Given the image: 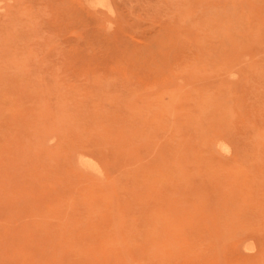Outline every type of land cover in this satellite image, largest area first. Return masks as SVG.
Wrapping results in <instances>:
<instances>
[{"label": "rangeland", "instance_id": "374dc122", "mask_svg": "<svg viewBox=\"0 0 264 264\" xmlns=\"http://www.w3.org/2000/svg\"><path fill=\"white\" fill-rule=\"evenodd\" d=\"M90 1L0 0V264H264V0Z\"/></svg>", "mask_w": 264, "mask_h": 264}, {"label": "bare ground", "instance_id": "6f19581e", "mask_svg": "<svg viewBox=\"0 0 264 264\" xmlns=\"http://www.w3.org/2000/svg\"><path fill=\"white\" fill-rule=\"evenodd\" d=\"M82 1H83V0H82ZM94 1H95V0H94ZM94 1H93V2L90 1L91 4H92V3H97V2H94ZM86 2H87V1H86ZM100 2H101V6H102V3L104 2V0H100V1L98 0V3H100ZM87 3H88V2H87ZM113 4H114V3H113ZM88 5H89V4H88ZM97 5H98V4H97ZM111 6H112V5H111ZM102 7H103V6H102ZM93 8H94V7H93ZM98 9H99V8H98ZM101 9H102V8H101ZM106 9H107V8H106ZM110 10L113 11L114 9L111 8ZM84 12H85V11H84ZM108 12H110V11H108ZM94 14H95V13H94ZM85 16H86V15H85ZM108 16H110V15H108ZM92 17H93V16H92ZM113 17H114V16H113ZM83 18H84V16H83ZM109 18H111V17H109ZM96 20H97V19H96ZM96 20H95V21H96ZM111 20H112V18H111ZM74 21H75V20H74ZM87 21H88V20H87ZM95 21H94V22H95ZM84 22H85V21H84ZM90 23H91V22H90ZM90 23H89V24H90ZM82 24H83V23H82ZM86 24H87V23H86ZM91 24H92V23H91ZM93 24H94V23H93ZM109 24H110V23H109ZM95 25H97V24H95ZM110 25H111V24H110ZM82 26H84V25H82ZM88 26H89V25H88ZM97 26H98V25H97ZM97 28H98V27H97ZM99 28H100V27H99ZM106 28H107V27H106ZM73 29H74V28H73ZM73 29H72V30H73ZM100 29H101V28H100ZM109 29H110V28H109ZM101 30H102V29H101ZM77 31H79V30H77ZM77 31H76V32H77ZM80 32H81V31H80ZM83 32H84V31H83ZM90 32H91V31H90ZM106 32H107V31H106ZM126 32H127V31H126ZM71 33H73V32H71ZM127 33H128V32H127ZM69 34H70V33H69ZM81 34H83V33H81ZM128 35H129V34H128ZM130 35H131V34H130ZM142 35H143V34H142ZM80 36H81V35H80ZM121 36H122V35H121ZM81 37H82V36H81ZM108 37H109V36H108ZM108 37H107V38H108ZM111 37H112V36H111ZM85 38H86V36H85ZM125 38H126V37H124V39H125ZM112 39H113V38H112ZM115 39H116V42H117V37H116ZM128 39H129V38H128ZM128 39H127V41H128ZM132 39H133V38H132ZM150 39H151V38H150ZM150 39H149V40H150ZM119 40H120V39H119ZM119 40H118V41H119ZM149 40H148V41H149ZM110 41H111V40H109L108 42L111 43V45H112L113 42H110ZM129 41L131 42V40H129ZM119 42H120V41H119ZM120 43L123 44V41L120 42ZM138 43H139V42H138ZM54 44H55V43H54ZM116 44H117V43H116ZM122 44H120V46H121ZM131 44H133V43H131ZM118 45H119V44H118ZM141 45H142V44H141ZM146 45H147V44H146ZM51 46H52V45H51ZM53 46H54V45H53ZM82 46H83V45H82ZM90 46H93V45L90 44ZM100 46H101V44H100ZM110 47H112V46H110ZM121 47H122V46H121ZM124 47H125V46H124ZM129 47H130V46H129ZM140 47H141V46H140ZM83 48H84V47H83ZM105 48H107V47H105ZM138 48H139V47H138ZM142 48H144V47H142ZM120 49H121V48H120ZM120 49H119V50H120ZM124 49H125V48H124ZM102 50H103V48H102ZM122 50H123V49H122ZM129 50H130V49H129ZM81 51H82V50H81ZM81 51H80V52H81ZM104 51H105V50H104ZM111 51H113V50H111ZM120 51H121V50H120ZM142 51H143V50H142ZM72 52H73V51H72ZM91 52H92V51H91ZM129 52H131V50L128 51V56L131 55V57H132L134 54H130ZM87 53H88V52H87ZM94 53H95V52H94ZM103 53H104V52H103ZM112 53H113V52H112ZM132 53H133V52H132ZM78 54H79V53H78ZM81 54H82V53H81ZM105 54H106V53H105ZM137 54H138V53H137ZM71 55H72V54H71ZM91 55H92V54H91ZM91 55H90V56H91ZM93 55H94V54H93ZM119 55H120V54H119ZM125 55H126V54H125ZM141 55H142V54H141ZM83 56H84V55H83ZM83 56H82V57H83ZM111 56H112V54H111ZM111 56H110V57H111ZM75 57H76V56H75ZM77 57H78V56H77ZM88 57H89V56H88ZM96 57H97V56H96ZM103 57H104V56H103ZM110 57H109V58H110ZM84 58H85V57H84ZM92 58H93V57H92ZM104 58H105V57H104ZM107 58H108V57H107ZM138 58H140V57H138ZM77 59H78V58H77ZM82 59H83V58H82ZM102 59H103V58H102ZM114 59H115V58H114ZM119 59H120V58H119ZM75 60H76V59H75ZM92 60H93V59H92ZM96 60H97V59H96ZM134 60H135V59H134ZM136 61H137V60H135V62H136ZM80 62H81V60H80ZM83 62H84V60H83ZM113 62H114V61H113ZM115 62H116V61H115ZM128 62H129V61H128ZM73 63H74V62H73ZM78 63H79V62H78ZM99 63H100V62H99ZM120 63H121V62H120ZM136 63H137V62H136ZM138 63H139V61H138ZM97 64H98V63H97ZM111 64H112V62H111ZM78 65H79V64H78ZM78 65H76V66H78ZM85 65H86V64H85ZM85 65H83V66H85ZM99 65H100V64H99ZM113 65H114V63H113ZM80 66H81V65H80ZM80 66H79V67H80ZM91 66H92V64H91ZM91 66H90V67H91ZM104 66H105V65H104ZM108 66H109V65H108ZM117 66H118V65H117ZM262 66H263V65H262ZM114 67H116V66H114ZM119 67H120V66H119ZM129 67H131V66H129ZM72 68H73V67H71V69H72ZM99 68H100V67H99ZM108 68H109V67H107V69H108ZM110 68H111V67H110ZM69 69H70V68H69ZM73 69H74V68H73ZM82 69H84V68H82ZM87 69H89V68H87ZM91 69H92V68H91ZM101 69H102V68H101ZM104 69H105V68H104ZM113 69H114V68H113ZM75 70H76V69H75ZM114 70H115V69H114ZM119 70H120V69H119ZM90 71H91V70H90ZM85 72H86V69H85ZM96 72H97V71H96ZM98 72H99V71H98ZM94 73H95V72H94ZM101 73H102V72H100L99 74H101ZM12 74H13V73H12ZM95 74H96V73H95ZM16 75H17V74H16ZM92 75H93V72H92ZM108 76H109V75H108ZM125 76H126V75H125ZM135 76H136V75H135ZM19 77H20V76H19ZM105 77H106V76H105ZM105 77H104V78H105ZM122 77H123V76H122ZM126 77H127V76H126ZM34 78H35V77H34ZM86 78H87V76H86ZM10 79H11V78H10ZM12 79H13V78H12ZM28 79H29V78H28ZM90 79H91V78H90ZM122 79H123V78H122ZM130 79H131V78H130ZM7 80H8V79H7ZM96 80H97V77H96ZM101 80H102V79H101ZM8 81H10V80H8ZM109 81H110V80H109ZM0 82H1V81H0ZM36 82H37V81H36ZM91 82H92V80H91ZM93 82H96V81L93 80ZM111 82H112V81H111ZM121 82H122V81H121ZM123 82H124V81H123ZM2 83L4 84V82H2ZM2 83H0L1 86H2ZM22 83H24V82H22ZM66 83H67V82H66ZM102 83H103V82H102ZM104 83H105V80H104ZM64 84H65V83H64ZM90 84H92V83H90ZM95 84H96V83H95ZM57 85H58V84H57ZM67 85H68V84H67ZM69 85H70V83H69ZM69 85H68V86H69ZM85 85H86V84H85ZM87 85H88V84H87ZM35 86H36V85H35ZM90 86H91V85H90ZM98 86H99V85H98ZM119 86H120V84H119ZM119 86H118V87H119ZM38 87H40V86H38ZM69 87H70V86H69ZM24 88H25V87H24ZM26 88H27V87H26ZM31 88H32V87H31ZM33 88H34V87H33ZM64 88H65V87H64ZM77 88H78V87H77ZM91 88H92V86H91ZM115 89H117V88H115ZM28 90H29V88H28ZM57 90H58V89H57ZM93 90H94V89H93ZM93 90H92V91H93ZM104 90H105V89H104ZM120 90H121V89H120ZM67 91H68V90H67ZM84 91H86V90H84ZM100 91H101V90H100ZM57 92H58V91H57ZM87 92H88V91H87ZM98 92H99V91H98ZM98 92H97V93H98ZM101 92H102V91H101ZM108 92H109V91H108ZM2 93H4V92H2ZM64 93H66V92H63V94H64ZM68 93H69V91H68ZM90 94H91V93H90ZM95 94H96V93H95ZM101 94H102V93H101ZM252 94H253V93H252ZM6 95H7V94H6ZM82 95H83V94H82ZM82 95H81V96H82ZM84 95H85V94H84ZM106 95H107V94H106ZM108 95H109V93H108ZM108 95H107V96H108ZM8 96H9V95H8ZM11 96H13V94H11ZM11 96H10V98H11ZM77 96H78V95H77ZM85 96L88 97L89 95L87 94V95H85ZM99 96H100V95H98V97H99ZM111 96H112V94H111ZM254 96H255V94H254ZM4 97H5V96H4ZM75 97H76V96H75ZM75 97H74V98H75ZM92 97H94V95H93ZM96 97H97V96H96ZM109 97H110V95H109ZM168 97H169V95H168ZM251 97H252V96H251ZM262 97H263V96H262ZM5 98H6V97H5ZM57 98H58V96H57ZM61 98H62V97H61ZM66 98H68V97H66ZM70 98H71V96H70ZM70 98H69V99H70ZM74 98H73V99H74ZM89 98H91V96H89ZM89 98H88V99H89ZM94 98H95V97H94ZM104 98H105V97H104ZM110 98H111V97H110ZM172 98H173V96H172ZM172 98H171V99H172ZM71 99H72V98H71ZM91 99H93V98H91ZM99 99H100V101H101V97H100ZM99 99L97 98V101H98ZM106 99H107V98H106ZM167 99H168V98H167ZM252 99H254V98H252ZM252 99H251V100H252ZM3 100H5V99H3ZM10 100H11V99H10ZM14 100H15V99H14ZM52 100H53V99H52ZM56 100H57V99H56ZM59 100H60V99H59ZM59 100H58V101H59ZM67 100H68V99H67ZM89 100H90V99H89ZM168 100H170V99H168ZM7 101H8V100H6V102H7ZM58 101H57V102H58ZM62 101H63V100H62ZM75 101H77V100H75ZM85 101H86V100H85ZM92 101H95V100L93 99ZM105 101H107V102L109 103L108 99L105 100ZM111 101H113V100L111 99ZM0 102H1V101H0ZM39 102H40V101H39ZM67 102H69V101H67ZM71 102H73V101H71ZM87 102L89 103V101H86V103H87ZM166 102H167V101H166ZM11 103H12V101H11ZM63 103H65V102H63ZM75 103H76V102H75ZM84 103H85V102H84ZM94 103H95V102H94ZM167 103H168V102H167ZM3 104H4V103H3ZM7 104H8V103H7ZM60 104H62V103H60ZM60 104H59V105H60ZM66 104H67V103H66ZM68 104H69V103H68ZM71 104H72V103H71ZM91 104H92V102H91ZM95 104H96V103H95ZM98 104H100V102H98ZM105 104H106V103H104V105H105ZM258 104H259V103H258ZM8 105H9V104H8ZM63 105H64V104H63ZM78 105H79V103H78ZM96 105H97V104H96ZM106 105L108 106L109 104H106ZM165 105H166V104H165ZM4 106H5V104H4ZM71 106H72V105H71ZM82 106H83V105H82ZM90 106H92V105H90ZM97 106H99V108H100V105H97ZM107 106H105L106 109H107ZM114 106H115V103H114ZM16 107H17V106H16ZM56 107H57V106H56ZM56 107H55V108H56ZM67 107H69V106H67ZM67 107H66V108H67ZM92 107H93V106H92ZM95 107H96V106H95ZM95 107H94V108H95ZM105 107H104V108H105ZM254 107H255V105H254ZM261 107H262V106H261ZM58 108H59V106H58ZM96 108H97V107H96ZM102 108H103V107H102ZM115 108H116V107H115ZM255 108H256V107H255ZM13 109H14V107H13ZM56 109H57V108H56ZM56 109H55V110H56ZM64 109H65V107H64ZM76 109H77V108H76ZM97 109H98V108H97ZM100 109H101V108H100ZM100 109H99V110H100ZM106 109H105V110H106ZM159 109H160V107H159ZM4 110H5V109H4ZM8 110H9V109H8ZM79 110H81V109H79ZM94 110H96V109H94ZM102 110H103V109H102ZM111 110H112V109H111ZM153 110H154V109H153ZM153 110H152V112L154 113L155 110H154V111H153ZM156 110L158 111V109H156ZM160 110H161V109H160ZM162 110H164V109H162ZM5 111H6V110H5ZM60 111H61V109H60ZM63 111H64V110L62 109L61 112H63ZM69 111H70V110H68L67 112H69ZM81 111H82V110H81ZM81 111H80V113H81ZM92 111H93V110H92ZM116 111H117V110H116ZM251 111H252V109H251ZM253 111H255V110L253 109ZM70 112H71V111H70ZM76 112H77V111H76ZM99 112H100V111H99ZM106 112H108V110H107ZM119 112H120V110H119ZM119 112H118V113H119ZM64 113H65V112H63L62 114L64 115ZM77 113H78V112H77ZM102 113H103V112H102ZM128 113H129V112H128ZM155 113H156V112H155ZM60 114H61V113H60ZM86 114H88V113H86ZM95 114H96V115H95V117H96V116H97V113H95ZM110 114H111V113H110ZM69 115L71 116V114H69ZM69 115H68V116H69ZM101 115H102V114H100V116H101ZM153 115H154V114H153ZM153 115H152L151 117H153ZM158 115H159V114H158ZM77 116H78V115H77ZM90 116H91V115H90ZM102 116H103V115H102ZM102 116H101V117H102ZM113 116H114V114H113ZM154 116H155V115H154ZM74 117H75V116H74ZM151 117H150V118H151ZM156 117H157V116H156ZM263 117H264V116H263ZM71 118H72V116H71ZM81 118H82V117H81ZM81 118H80V119H81ZM88 118H89V117H88ZM92 118H93V117H92ZM157 118H158V117H157ZM157 118H156V119H157ZM98 119H100V118H98ZM101 119H102V118H101ZM101 119H100V120H101ZM85 120H87V119H85ZM93 120H94V119H93ZM100 120H98V121H100ZM72 121H73V118H72ZM78 121H79V123H81V122H80L81 120H77V121H76V124H77ZM96 121H97V120H96ZM101 121H102V120H101ZM101 121H100V122H101ZM68 122H69V121H68ZM73 122H74V121H73ZM83 122H84V121H83ZM86 122H87V121H86ZM93 122H94V121H93ZM102 122H103V121H102ZM104 122H105V121H104ZM70 123H72V122H70ZM108 123H110V122L108 121ZM150 123H151V122H150ZM150 123H149V124H150ZM160 123H161V122H160ZM160 123H159V124H160ZM72 124H75V123H72ZM81 124H83V123H81ZM110 124H111V123H110ZM110 124H109V125H110ZM159 124H158V125H159ZM70 125H71V124H70ZM96 125H97V124H96ZM102 125H104V124H102ZM136 125H137V124H136ZM153 125H154V124H152L151 126H153ZM256 125H257V124H256ZM0 126H1V125H0ZM5 126H6V125H5ZM17 126H18V125H17ZM72 126H73V125H72ZM85 126L87 127V125H85ZM93 126L95 127L94 124H93ZM106 126H108V125H106ZM3 127H4V126H2V128H3ZM28 127H29V126H28ZM74 127H76V126H74ZM86 127H85V128H86ZM98 127H99V125H98ZM111 127H112V126H110V128H111ZM135 127H136V126H135ZM8 128H9V127H8ZM81 128H82V127H81ZM81 128H79V129H81ZM138 128H139V127H138ZM138 128H137V129H138ZM171 128H172V127H171ZM244 128H245V127L243 126V129H244ZM261 128H262V127H261ZM5 129H6V128H5ZM89 129H90V128H89ZM89 129H88V130H89ZM91 129H92V127H91ZM100 129H101V128H100ZM111 129H112V128H111ZM113 129H114V127H113ZM137 129H136V130H137ZM259 129H260V127H259ZM77 130H78V128H77ZM77 130H76V132H78ZM108 130H109V129H108ZM116 130H117V129H116ZM136 130H134V132H135ZM168 130H169V129H168ZM263 130H264V128H263ZM21 131H22V130H21ZM111 131H112V130H111ZM111 131H109V132H111ZM139 131H140V129H139ZM165 131H166V130H165ZM248 131H249V129H248ZM68 132H69V131H68ZM82 132L84 133L85 131H82ZM93 132H94V131H93ZM95 132H96V131H95ZM141 132H142V131H141ZM244 132H247V131L244 130ZM253 132H254V130H253ZM0 133H1V132H0ZM4 133H6V132H4ZM65 133H67V132H65ZM86 133H88V132H86ZM90 133H92V130H91ZM90 133H88V136H89ZM113 133H114V132H113ZM137 133H138V131H137ZM142 133H143V132H142ZM168 133H169V132H168ZM11 134H12V133H11ZM81 134H82V133H81ZM96 134H97V133H96ZM96 134H95V135H96ZM133 134H134V133H133ZM139 134H140V133H139ZM144 134L146 135V133H144ZM144 134H142V135H144ZM240 134H241V132H240ZM249 134H250V131H249ZM263 134H264V133H263ZM31 135H32V134H30V136H31ZM34 135H35V134H34ZM84 135H85V134H84ZM112 135H114V134H112ZM13 136H15V135H13ZM63 136H64V135H63ZM77 136H78V135H77ZM109 136H111V135H109ZM109 136H108V137H109ZM131 136H132V134H131ZM247 136H248V138L250 137V135L246 134L245 137H247ZM251 136H253V134H251ZM260 136H264V135H260ZM68 137H69V134H68ZM79 137H80V136H79ZM89 137L91 138L92 136H89ZM108 137H107V139H108ZM111 137H112V136H111ZM113 137H114V136H113ZM127 137H128V135H127ZM127 137H126V138H127ZM223 137H224V135H223ZM223 137H222V138H223ZM258 137H259V136H258ZM30 138H32V136H31ZM34 138H35V136L33 137V139H34ZM69 138H70V137H69ZM69 138H68V139H69ZM72 138H73V137H72ZM103 138H104V136H103ZM129 138H130V137H129ZM252 138H253V137H252ZM65 139H66V138H65ZM65 139H64V140H65ZM68 139H66L65 141H68ZM70 139H71V138H70ZM81 139H82V138H81ZM83 139H84V138H83ZM109 139H110V138H109ZM115 139H116V138H115ZM127 139H128V138H127ZM130 139H131V138H130ZM133 139H134V138H133ZM237 139H238V138H237ZM244 139H245V138H243V140H244ZM257 139H258V138H257ZM257 139H256V140H257ZM259 139H260V138H259ZM259 139H258V140H259ZM12 140H13V139H12ZM77 140H78V139H77ZM84 140H85V139H84ZM86 140H87V139H86ZM86 140H85V142H86ZM88 140H90V139L88 138ZM101 140H102V138L100 139V141H101ZM134 140H136V139H134ZM249 140H250V139H249ZM262 140H263V139H262ZM75 141H76V140H74V143H75ZM78 141H79V140H78ZM82 141H83V140H82ZM98 141H99V140H98ZM131 141H132V140H131ZM131 141H129V142H131ZM228 141H229V140H228ZM245 141H246V140H245ZM247 141H248V140H247ZM247 141H246V142H247ZM72 142H73V141H72ZM72 142H71V143H72ZM88 142H89V141H88ZM88 142H87V143H88ZM218 142H219V141H218ZM220 142H222V141H220ZM231 142H232V141H231ZM249 142H250V141H249ZM251 142H253V141H251ZM257 142H258V141H257ZM64 143H65V142H64ZM66 143H67V142H66ZM76 143H78V142L76 141ZM76 143H75V144H76ZM82 143H83V142H82ZM100 143H101V142H100ZM161 143H162V142H161ZM214 143H215V142H214ZM214 143H213V144H214ZM224 143H225V142H224ZM226 143H227V141H226ZM5 144H6V141H5ZM75 144H74V145H75ZM78 144H79V143H78ZM98 144H99V142H98ZM112 144H115V143H112ZM167 144H168V143H167ZM202 144H203V145H206V144H204V143H202ZM217 144H219V143H217ZM217 144H215V145L217 146ZM228 144H229V143H228ZM249 144H250V143H249ZM249 144H248V145H249ZM261 144H262V143H261ZM63 145H66V144H63V143H62V146H63ZM67 145H68V144H67ZM70 145H71V144H70ZM70 145H69V146H70ZM102 145H105V143L102 144ZM109 145H110V144H109ZM116 145H117V144H116ZM119 145H120V144H119ZM121 145H122V144H121ZM126 145H127V144H126ZM174 145H175V144H174ZM195 145H196V144H195ZM195 145H194V146H195ZM208 145H209V143H208ZM230 145H233V143L230 144ZM230 145H229V146H230ZM236 145H237V144H236ZM236 145H235V146H236ZM246 145H247V144H246ZM248 145H247V146H248ZM252 145H253V143H252ZM254 145H255V143H254ZM76 146H77V145H76ZM76 146H75V147H76ZM94 146H95V145H94ZM98 146H99V145H98ZM113 146H114V145H113ZM127 146H128V145H127ZM127 146H126V147H127ZM129 146H130V145H129ZM218 146H219V145H218ZM233 146H234V145H233ZM262 146H263V145H262ZM70 147H71V146H70ZM103 147H104V146H103ZM166 147H167V146H166ZM175 147H176V146H175ZM189 147H190V146H189ZM207 147H208V146H207ZM236 147H238V145H237ZM249 147H250V146H249ZM251 147H253V146H251ZM109 148H110V147H109ZM115 148H116V147H115ZM170 148H171V146H170ZM185 148L187 149V146H185ZM214 148H215V147H214ZM234 148H235V147H234ZM234 148H232V149H234ZM245 148H246V146H245ZM256 148L258 149L257 145H256ZM262 148H263V147H262ZM62 149L64 150L65 148H62ZM95 149H96V148H95ZM105 149H108V148H104V151L106 152ZM111 149H112V148H111ZM137 149H138V148H137ZM193 149L196 150L197 148H196V149L193 148ZM210 149H211V148H210ZM220 149H221V148H220ZM237 149H239V148H237ZM237 149H236V150H237ZM242 149H243V148H242ZM253 149H254V148H253ZM6 150H7V149H6ZM6 150H5V151H6ZM67 150L69 151L70 149H67ZM79 150H80V149H79ZM101 150H102V149H101ZM113 150H114V149H113ZM215 150H216V148H215ZM236 150H235V151H236ZM109 151H110V150H109ZM114 151H115V150H114ZM118 151H119V150H118ZM125 151H126V150H125ZM204 151H206V150H204ZM207 151H208V150H207ZM207 151H206V152H207ZM233 151H234V150H233ZM251 151H252V150H251ZM259 151H261V149H260ZM263 151H264V149H263ZM83 152H84V151H83ZM97 152H98V150H97ZM100 152H101V151H100ZM140 152H142V151H140ZM172 152H173V151H172ZM206 152H205V154H207ZM211 152H212V150H211ZM211 152H210V153H211ZM215 152L217 153V151H215ZM236 152H237V151H236ZM256 152H257V154H258V151H256ZM80 153H81V152H80ZM84 153H85V152H84ZM93 153H94V152H93ZM98 153H99V152H98ZM112 153H113V152H112ZM112 153H111V154H112ZM116 153H117V152H116ZM119 153H120V152H119ZM194 153H195V151H194ZM196 153H199V152H197V150H196ZM196 153H195V154H196ZM216 153H215V154H216ZM218 153H220V152H218ZM253 153L256 154L254 151H253ZM78 154H79V153H78ZM82 154H83V153H82ZM82 154L79 155V156H80V157L83 156ZM96 154H97V153H96ZM108 154H109V152H108ZM120 154H121V153H120ZM125 154H126V153H125ZM136 154H137V153H136ZM213 154H214V153H213ZM215 154H214V155H215ZM243 154L245 155V152H243ZM247 154H248V152H247ZM251 154H252V153H251ZM263 154H264V153L262 152V155H263ZM76 155H77V154H76ZM91 155H92V154H91ZM93 155H94V154H93ZM103 155H104V154H103ZM103 155H102V156H103ZM207 155L209 156V154H207ZM214 155H213V156H214ZM231 155H232V154H231ZM240 155H241V153H240ZM248 155H249V154H248ZM260 155H261V154H260ZM79 156H78V157H79ZM86 156H87V155H86ZM96 156H97V155H96ZM107 156H108V155H107ZM118 156H119V155H118ZM120 156H121V155H120ZM122 156H123V155H122ZM210 156H211V154H210ZM235 156H237V155H235ZM252 156H253V155H252ZM252 156H251V157H252ZM78 157H77V160L80 159V158H78ZM91 157H92V156H91ZM91 157L89 156L88 158H91ZM94 157H95V156H94ZM108 157H109V156H108ZM108 157H106V158H108ZM134 157H135V155H134ZM203 157H204V156H203ZM203 157H202V158H203ZM226 157H228V156H226ZM248 157H249V156H248ZM257 157H259V155H258ZM261 157H262V156H261ZM85 158H87V157L84 156V159H85ZM103 158H104V157H103ZM124 158H126V156H125ZM135 158H136V157H135ZM200 158H201V157H200ZM202 158H201V159H202ZM259 158H260V157H259ZM91 159H92V158H91ZM93 159H94V158H93ZM93 159H92V161L94 162ZM99 159H100V158H99ZM111 159H113V158H111ZM117 159H118V158H117ZM121 159H122V158H121ZM127 159H128V158H127ZM205 159H207V158H205ZM209 159L212 160V157H211V158L208 157V160H209ZM225 159H226V158H225ZM227 159H228V158H227ZM240 159H242V158H240ZM249 159H250V158H249ZM254 159H256V158H254ZM82 160H83V159H82ZM82 160H81V162H82ZM129 160H130V159H129ZM129 160H128V161H129ZM132 160H133V162H134L135 159L133 158ZM132 160H131V161H132ZM136 160H137V159H136ZM202 160H204V159H202ZM242 160H243V159H242ZM83 161H84V160H83ZM96 161H98V160H96ZM96 161H95V162H96ZM120 161H121V160H120ZM120 161H119V162H120ZM125 161H126V160H125ZM128 161H126V162H128ZM206 161H207V160H206ZM250 161H251V160H250ZM252 161H253V163L255 164V161H254V160H252ZM77 162H78V161H77ZM86 162H88V160H87ZM86 162L84 161V163H85V167H86V164H87ZM108 162H109V161H108ZM119 162H118V163H119ZM123 162H124V161H123ZM126 162H125V163H126ZM136 162H137V161H136ZM199 162H200V161H199ZM208 162H210V161H208ZM208 162H207V164H208ZM213 162H214V161H213ZM215 162H217V160H216ZM219 162H220V163H218V164H221L222 161H219ZM233 162H235V161H233ZM239 162H240V161H239ZM245 162H246V161H245ZM259 162H260V160H259ZM78 163H79V162H78ZM82 163H83V162H82ZM84 163H83V164H84ZM201 163H202V162H201ZM79 164H80V163H79ZM120 164H121V163H120ZM130 164H131V162H130ZM134 164H136V163H134ZM134 164H133V165H134ZM210 164H211V163H210ZM216 164H217V163H216ZM227 164H228V163H227ZM246 164H247V163H246ZM96 165H97V166H95V167H99V166H98L99 164H96ZM109 165H110V164H109ZM109 165H108V166H109ZM125 165H126V164H124V166H125ZM213 165H214V164H213ZM223 165H224V164H223ZM251 165H252V164H251ZM257 165H258V164H257ZM47 166H48V165H47ZM68 166H70V165H68ZM83 166H84V165H83ZM121 166H122V165H121ZM124 166H123V167H124ZM217 166H219V165H217ZM220 166H221V165H220ZM238 166H239V165H238ZM242 166H243V165H242ZM260 166H261V165H260ZM45 167H46V166H45ZM49 167H50V166H49ZM110 167H111V166H110ZM117 167H119V165H118ZM125 167H127V166H125ZM132 167H133V166H132ZM214 167H215V165H214ZM224 167H225V166H224ZM224 167H223V168H224ZM226 167H227V166H226ZM226 167H225V168H226ZM255 167H256V165H255ZM64 168H65V167H64ZM66 168H67V167H66ZM90 168H91V167H90ZM90 168H89V165H88V168H87V169H90ZM108 168H109V167H108ZM128 168H129V167H128ZM139 168H141V167H139ZM139 168H138V170H136L137 173H135L136 171L133 173V171H131L132 168L128 169V170L131 171L132 174L134 175V176H132V177H135V174L138 175V171H140V175L142 176L141 170H139ZM143 168H145V167H142V169H143ZM209 168H210V167H209ZM212 168H213V167H212ZM217 168H218V167H217ZM225 168H224V169H225ZM230 168H231V167H230ZM236 168H237V167H236ZM236 168H234V169H236ZM85 169H86V168H85ZM99 169H100V170H103V169H101V168H99ZM123 169H124V168H123ZM136 169H137V168H136ZM207 169H208V167H207ZM215 169H216V168H215ZM226 169H227V168H226ZM253 169H254V168H253ZM257 169H258V168H257ZM42 170H44V169H42ZM97 170H98V169H97ZM116 170H117V168H116ZM126 170H127V169H126ZM126 170H125V172H126ZM209 170H212V169H209ZM221 170H222V169H221ZM227 170H228V169H227ZM227 170H226V171H227ZM232 170H233V169H232ZM232 170H231V171H232ZM246 170H247V167H246ZM255 170H256V168H255ZM66 171H67V170H66ZM66 171H65V173H66ZM71 171H72V170H71ZM81 171H82V170H81ZM92 171H95V170L93 169ZM120 171H121V170H120ZM129 171H128V172H129ZM203 171H204V170H203ZM206 171H207V170H206ZM212 171H213V170H212ZM222 171H223V170H222ZM222 171H221V172H222ZM231 171H230V172H231ZM233 171H234V170H233ZM261 171H262V169H261ZM40 172H42V171H40ZM50 172H51V171H50ZM67 172H68V171H67ZM82 172H83V171H82ZM98 172H100V171H98ZM98 172H97V173H98ZM123 172H124V171H123ZM131 172H130V173H131ZM142 172H144V171L142 170ZM200 172H201V171H200ZM216 172H217V171H216ZM219 172H220V171H219ZM224 172H225V170H224ZM257 172H258V171H257ZM262 172H263V171H262ZM63 173H64V172H63ZM65 173H64V174H65ZM77 173H78V172H77ZM102 173H103V172H102ZM102 173H101V174H102ZM145 173H147V172L145 171ZM213 173H214V172H213ZM252 173H254L253 170H252ZM52 174H53V172H52ZM55 174H56V173H55ZM55 174H53V175H55ZM80 174H81V172H80ZM83 174H84V173H83ZM105 174H108V173H105ZM203 174H205V173H203ZM209 174H210V172H209ZM211 174H212V173H211ZM218 174H219V173H218ZM227 174H229V172L226 173V175H227ZM233 174H234V173H233ZM65 175H66V174H65ZM99 175H100V174H99ZM126 175H127V174H126ZM137 175H136V176H137ZM140 175H138V176H140ZM213 175L216 176L215 173H214ZM219 175H220V174H219ZM263 175H264V174H263ZM39 176H40V175H39ZM58 176H59V175H58ZM66 176H68V175H66ZM77 176H78V175H77ZM79 176H80V175H79ZM79 176H78V177H79ZM92 176H93V175H92ZM102 176H103V175H102ZM113 176H114V175H113ZM116 176H117V175H116ZM121 176L123 177V175H121ZM143 176H144V175H143ZM203 176H204V175H203ZM224 176H225V175H224ZM43 177H44V176H43ZM70 177H73V176H70ZM85 177H86V176H85ZM85 177H84V175H83L82 178L85 179ZM117 177H120V174H119ZM126 177H127V176H126ZM126 177H125V178L123 177V178L126 179ZM145 177H146V176H145ZM145 177H144V178H145ZM254 177H255V176H254ZM262 177H263V176H262ZM75 178H76V177H75ZM87 178H88V177H87ZM91 178L94 179L95 177H91ZM102 178H103V177H102ZM123 178H122V179H123ZM127 178H128V177H127ZM138 178H139V177H138ZM144 178H143V180H144ZM200 178H201V177H200ZM200 178H199V179H200ZM204 178H205V177H204ZM208 178H209V177H208ZM219 178H221V177H219ZM230 178H233V176L231 175ZM258 178H259V177H258ZM57 179H58V178H57ZM60 179L62 180V178H59V179H58L59 182H60ZM84 179H83V180H84ZM89 179H90V176H89ZM111 179H114V178L111 177ZM111 179H110V180H111ZM117 179H118V178H117ZM122 179H121V181H122ZM141 179H142V178H141ZM141 179H140V181H141ZM199 179H197V180H199ZM205 179H206V178H205ZM213 179H214V178H213ZM217 179H218V177H217ZM222 179H223V178H222ZM241 179H242V178H241ZM241 179H240V180H241ZM261 179H262V178H261ZM66 180H69V179L66 178ZM75 180H76V179H75ZM77 180L79 181V179H77ZM94 180H95V179H94ZM128 180H130V179L128 178ZM135 180H137L136 177H135ZM143 180H142V182H143ZM145 180H146V178H145ZM150 180H151V179H150ZM153 180H154V179H152V181H153ZM62 181H63V180H62ZM87 181H88V180H87ZM90 181H91V180H90ZM118 181H120V179H119ZM209 181H210V179H209ZM219 181L222 182L221 180H219ZM241 181H242V180H241ZM74 182H76V181H74ZM88 182H89V181H88ZM111 182H112V180H111ZM123 182H124V181H123ZM123 182H122V184H123ZM129 182H130V181H129ZM138 182H139V180H138ZM161 182H163V181H161ZM217 182H218V181H217ZM263 182H264V181H263ZM60 183H61V182H60ZM80 183H81V182H79L78 184H80ZM86 183H87V182H86ZM112 183H113V182H112ZM139 183H140V182H139ZM205 183H206V182H205ZM257 183H258V182H257ZM261 183H262V182H261ZM58 184H59V183H58ZM62 184H63V183H62ZM62 184H61V185H62ZM74 184H75V183H74ZM83 184H84V182H83ZM88 184H91V183H88ZM117 184H118V183H117ZM159 184H160V182H159ZM217 184H218V183H217ZM217 184H216V185H217ZM47 185H48V184H47ZM75 185H76V184H75ZM81 185H82V184H81ZM120 185H121V183H120ZM124 185H125V184H124ZM128 185H130V184H128ZM128 185H126V186H128ZM131 185L134 186L135 183L133 184V182H132ZM210 185H211V183H210ZM212 185H215V184H212ZM224 185H225V184H224ZM113 186H116V185H113ZM218 186H220V185L218 184L217 187H218ZM230 186H231V185H230ZM247 186H249V184H248ZM87 187H89V185H88ZM90 187H91V186H90ZM100 187H101V186H100ZM117 187H118V186H117ZM117 187H116V188H117ZM121 187H122V186H121ZM130 187H131V186H130ZM136 187H137V186H136ZM147 187H148V185H147ZM159 187H160V186H159ZM159 187H158V188H159ZM213 187H214V186H213ZM217 187H216V188H217ZM221 187H222V186H221ZM221 187H220V188H221ZM83 188H84V187H83ZM92 188H93V186H92ZM119 188H120V187H119ZM206 188H207V187H206ZM232 188H233V187H232ZM249 188H250V186H249ZM249 188H248V189H249ZM257 188H258V187H257ZM76 189H77V188H76ZM81 189H82V188H81ZM127 189H128V188H127ZM213 189H214V188H213ZM77 190H79V189H77ZM90 190H91V189H90ZM93 190H94V189H92V191H93ZM104 190H105V187H104ZM104 190H103V191H104ZM116 190H117V189H116ZM131 190H132V189H131ZM160 190H163V188H161ZM73 191H75V190H73ZM88 191H89V190H88ZM95 191H97V190H95ZM100 191H102V190H100ZM100 191H98V192H100ZM117 191H118V190H117ZM229 191L232 192L233 190H229ZM75 192H76V191H75ZM75 192H74V193H75ZM79 192H80V191H79ZM84 192H87V191H84ZM105 192H106V191H105ZM160 192H161V191H160ZM234 192H235V191H234ZM236 192H238V191H236ZM236 192H235V193H236ZM74 193H73V195H75ZM89 193H90V192H89ZM101 193H102V192H101ZM101 193H100V194H101ZM116 193H117V192H116ZM131 193H132V192H131ZM162 193H163V192H162ZM248 193H249V192H248ZM78 194H79V193H78ZM83 194H85V193H83ZM86 194H88V193H86ZM91 194H93L94 197H95V195H96L97 193L95 194L94 192H91ZM91 194H90V198H92V197H91ZM102 194H103V193H102ZM102 194H101V195H102ZM223 194H224V193H223ZM223 194H222V195H223ZM252 194H253V193H252ZM252 194H251V196H252ZM67 195H68V194H67ZM80 195H81V193H80ZM80 195H79L78 197H79V200H80V202H81V199H80L81 197H80ZM226 195H228V196L230 195V194L227 193V190H226ZM236 195H237V193H236ZM238 195H239V194H238ZM245 195H246V194H245ZM245 195L243 194V198L245 197ZM249 195H250V194H249ZM97 196H98V194H97ZM102 196L105 197V195H102ZM102 196H101V197H102ZM117 196H118V193H117ZM251 196H250V197H251ZM69 197H70V194H69ZM73 197H74V196H73ZM86 197H87V195L85 196V198H86ZM99 197H100V196H99ZM99 197H98V198H99ZM223 197H224V195H223ZM236 197H237V196H236ZM239 197H240V196H239ZM239 197H238V198H239ZM241 197H242V196H241ZM248 197H249V196H247V198H248ZM85 198H82V200L84 199V201H85V200H86ZM87 198H88V197H87ZM90 198H89V199H90ZM107 198H108V196H107L105 199H107ZM187 198H188V197H187ZM224 198H225V197H224ZM231 198H232V195H231ZM233 198H234V196H233ZM252 198H253V197H252ZM71 199H72V198H71ZM93 199H94V198H92V200H93ZM165 199H166V198H165ZM193 199H194V198H193ZM239 199H240V198H239ZM245 199H246V198H245ZM250 199H251V198H250ZM97 200H98V199H97ZM100 200H101V199H100ZM103 200H104V199L102 198L101 201H103ZM118 200H119V198H118ZM177 200H179V198H178ZM177 200H175V201H177ZM180 200L182 201V199H180ZM195 200H196V199H195ZM197 200H198V199H197ZM222 200H223V199H222ZM235 200H236V199H235ZM242 200H243V199H242ZM246 200H247V199H246ZM251 200H252V199H251ZM251 200L249 201V199H248L249 203L251 202ZM256 200H257V198H256ZM35 201H36V200H35ZM63 201H64V200H63ZM70 201H72V200H70ZM90 201H91V200H90ZM93 201H94V200H93ZM98 201H99V200H98ZM101 201H99V202H101ZM167 201H169V199H167ZM183 201H184V200H183ZM183 201H182V202H183ZM187 201H189V200H187ZM190 201H191V199H190ZM198 201H199V200H198ZM209 201H210V199H209ZM212 201H213V200H212ZM223 201H224V200H223ZM240 201H241V200H240ZM244 201H245V200H244ZM244 201H243V202H244ZM248 201H247V202L245 201V202L248 203ZM252 201H253V200H252ZM87 202H89V200H88ZM87 202L85 201L84 203H87ZM95 202H96L97 204L99 203V202H97V201H95ZM107 202L111 203V201H107ZM107 202H106V203H107ZM193 202H194V201H193ZM193 202H191V203H193ZM199 202H200V201H199ZM77 203H79V202H77ZM92 203H93V202H92ZM92 203H91V205H92ZM109 203H108V204H109ZM195 203H196V201H195ZM195 203H194V204H195ZM209 203H210V202H209ZM212 203H213V202H212ZM238 203H239V202H238ZM251 203H252V202H251ZM59 204H62V203L60 202ZM81 204H82V203H81ZM81 204H80V205H81ZM94 204H95V203H93V205H94ZM108 204H106V205L108 206ZM181 204H182V203H181ZM183 204L185 205V203H183ZM188 204H189V202H188ZM198 204H199V203H198ZM74 205H75V204H74ZM98 205H100V204H98ZM140 205H141V204H140ZM33 206H35V205H33ZM60 206H61V205H60ZM68 206H70V204H69ZM81 206H83V205H81ZM85 206H86V204H85ZM89 206H90V205L87 204V207H88V208H89ZM103 206H104V204H103ZM107 206H106V207H107ZM117 206H118V204H117ZM168 206L170 207L169 204H168ZM179 206H181V205L179 204ZM187 206H188V205H187ZM223 206H224V205H223ZM87 207H86V208H87ZM92 207H94V206H92ZM95 207H96V205H95ZM95 207H94V208H95ZM97 207H98V206H97ZM97 207H96V208H97ZM104 207H105V206H104ZM110 207H111V206H110ZM110 207H109V208H110ZM118 207H119V206H118ZM154 207H155V206H153V208H154ZM166 207H167V206H166ZM166 207H165V208H166ZM185 207H186V206H185ZM199 207H200V206H199ZM199 207H198V208H199ZM240 207H241V206H240ZM35 208H36V207H35ZM70 208H71V207H70ZM86 208H83V209L85 210ZM94 208H91V207H90L89 212H90L91 214L93 213L92 210H94ZM96 208H95V209H96ZM137 208H138V207H137ZM140 208H142V207H140ZM173 208H176V207H173ZM189 208H190V207H189ZM191 208H192V207H191ZM195 208H196V205H195ZM36 209H38V208H36ZM83 209H82V210H83ZM155 209H156V208H155ZM157 209H158V207H157ZM180 209H181V208H180ZM243 209H245V208H243ZM38 210H39V209H38ZM76 210H77V209H76ZM80 210H81V209H80ZM80 210L78 209L77 212L79 213ZM82 210H81V212H82ZM119 210H121V209H119ZM151 210H152V209H151ZM153 210H154V209H153ZM159 210H160V209H159ZM175 210H177V209H175ZM196 210H197V208H196ZM241 210H242V209H241ZM197 211H198V210H197ZM39 212H40V210H39ZM47 212H48V210H47ZM72 212H73V210H72ZM85 212H87V209L85 210ZM103 212H104V210H103ZM105 212H106V210H105ZM149 212H150V210H149ZM155 212H156V210H155ZM165 212H166V210H165ZM165 212H164V213H165ZM172 212H173V210H172ZM180 212H181V210H180ZM184 212L186 213V210H184ZM41 213H42V212H41ZM49 213H50V212H49ZM61 213H62V212H61ZM66 213H67V212H66ZM122 213H123V210H122ZM153 213H154V212H153ZM160 213H161V212H160ZM164 213H163V214H164ZM174 213H175V212H174ZM177 213H178V212H177ZM182 213H183V212H182ZM185 213H183V214H185ZM189 213H191V212H189ZM69 214H70V213H69V210H68V215H69ZM111 214H112V212H111ZM149 214H150V213H149ZM183 214H182V215H183ZM187 214H188V213H187ZM41 215H42V214H41ZM86 215H87V214H86ZM100 215H101V214H100ZM100 215H99V216H100ZM118 215H119V214H118ZM152 215H153V214H152ZM172 215H173V214H172ZM176 215H177V214H176ZM185 215H186V214H185ZM42 216H43V215H42ZM61 216H62V215H61ZM66 216H67V214H66ZM83 216H84V215H83ZM93 216H94V215H93ZM121 216H123V214L120 215V221H121ZM149 216H150V215H149ZM180 216H181V213H180ZM73 217H75V216H73ZM85 217H86V216H85ZM123 217H125V216H123ZM123 217H122V218H123ZM156 217H157V216H156ZM165 217H166V216H165ZM177 217H178V216H177ZM42 218H43V217H42ZM47 218H48V217H47ZM53 218L55 219V217H53ZM83 218H84V217H83ZM97 218H98V217H97ZM149 218H150V217H149ZM183 218H184V216H183ZM186 218L188 219V218H190V217H186ZM107 219H108V218H107ZM124 219H125V218H124ZM159 219H160V218H158V222H157V220H156V223L161 222V221H159ZM172 219H173V218H172ZM184 219H185V218H184ZM187 219H186V222L188 221ZM49 220H50V219H48L47 221H49ZM114 220H115V219H114ZM122 220H123V219H122ZM125 220H126V219H125ZM127 220H128V218H127ZM153 220H154V219H153ZM153 220H152L151 222H153ZM178 220H179V218H178ZM178 220H176L177 223H179ZM190 220H191V218H190ZM47 221H46V222H47ZM95 221H96V220H95ZM100 221H101V220H100ZM106 221H107V220H106ZM129 221H130V220H129ZM129 221H127V222L129 223ZM132 221H133V224H134L135 222H137V221H135L134 219H133ZM134 221H135V222H134ZM147 221H148V220H147ZM147 221H146V222H147ZM176 221H175V222H176ZM181 221H182V219H181ZM92 222H94V221H92ZM117 222H118V221H117ZM122 222H123V221H122ZM184 222H185V221L183 220V222H180V223L183 224ZM186 222H185V223H186ZM49 223H50V222H49ZM83 223H85V222H83ZM86 223H87V222H86ZM90 223H91V222H90ZM119 223H121V222H119ZM137 223H138V222H137ZM144 223H145V221H144ZM154 223H155V222H154ZM167 223H168V222H167ZM187 223H188V222H187ZM190 223H191V222H190ZM190 223H189V224H190ZM93 224H94V223H93ZM109 224H110V223H109ZM133 224L131 223L130 226H131V225L133 226ZM146 224H147V223H146ZM189 224H187V225H189ZM82 225H83V224H82ZM104 225H105V223H104ZM111 225H112V224H111ZM111 225H110V226H111ZM125 225H126V223H125ZM125 225H122V227L125 226ZM127 225H129V224H127ZM127 225H126V228H127ZM144 225H145V224H144ZM184 225H186V224H184ZM53 226H55V225H53ZM119 226H120V225H119ZM132 226H131V227H132ZM145 226H146V225H145ZM157 226H158V224L156 225V227H157ZM159 226H160V225H159ZM180 226H181V225H180ZM182 226H183V225H182ZM84 227L86 228V226H84ZM102 227H103V226H102ZM146 227H147V226H146ZM146 227H144V228H146ZM148 227H149V229H150L152 226H150V224H149ZM174 227H175V226H174ZM184 227L186 228L187 226H184ZM192 227H193V226L191 225V229H190V230H193ZM109 228H110V227H109ZM109 228H108V229H109ZM139 228H140V227H139ZM144 228H143V230H144ZM180 228H181V227H180ZM189 228H190V227H188V229H189ZM95 229H96V228H95ZM95 229H94V230H95ZM108 229H107V230H108ZM122 229H124V227H123ZM128 229H129V228H128ZM175 229L178 230V227H176ZM92 230H93V229H92ZM100 230H103V229L100 228ZM112 230H113V229H112ZM157 230H158V229H157ZM157 230H156V232H157ZM181 230H182V228H181ZM190 230H188V232H189ZM103 231H105V230H103ZM135 231H137L136 228H135ZM141 231H142V230H141ZM148 231H149V230H148ZM150 231H152V230H150ZM93 232H94V231H93ZM93 232H92V233H93ZM126 232H127V230H126ZM128 232H129V231H128ZM153 232H155V231H152L151 234H154ZM179 232H180V231H179ZM179 232H178V233H179ZM181 232H184V231L182 230ZM186 232H187V231H186ZM96 233H98V232H96ZM108 233L110 234L109 231H108ZM108 233H107V235H108ZM114 233H115V232H114ZM114 233H113V234H114ZM120 233H123V232H120ZM136 233H141V232H136ZM142 233H143V232H142ZM142 233H141V234H142ZM158 233H159V232H158ZM158 233H157V234H158ZM176 233H177V232L175 231V235H176ZM189 233H190V232H189ZM189 233H187V234H189ZM127 234H128V233H126V235H127ZM130 234H131V233H130ZM141 234H140V236H141ZM151 234H150V235H151ZM179 234H180V233H179ZM184 234H185V232H184ZM192 234H193V233H192ZM121 235H122V237H123L124 233L121 234ZM137 235H139V234H137ZM144 235H145V234H144ZM155 235H156V234H155ZM167 235H168V233H167ZM173 235H174V233H173ZM185 235H186V234H185ZM108 236H109V235H108ZM127 236H129V234H128ZM130 236H131V235H130ZM151 236H152V235H151ZM157 236H160V234L157 235ZM177 236H178V234H177ZM180 236H184V235H183V234H182V235L180 234ZM180 236H178V237H180ZM186 236H187V235H186ZM188 236H191V235L189 234ZM188 236H187V237H188ZM106 237H107V236H106ZM146 237H147V235H146ZM169 237H170V236H169ZM169 237H168V238H169ZM184 237H185V236H184ZM89 238H90V237H89ZM89 238H87V239H89ZM115 238H117L116 235H115V237H114L113 239H115ZM126 238H127V237H126ZM131 238H132V236H131ZM141 238H143V236H141ZM149 238H151V237L149 236ZM159 238H160V237H159ZM161 238H162V237H161ZM161 238H160L159 241H161L162 239H163V240H166V239H165L166 237H165V238H162V239H161ZM168 238H167V239H168ZM173 238H175V237H173ZM181 238H182V237H181ZM181 238H180V239H181ZM190 238H191V237H190ZM190 238H188L187 240H189ZM87 239H86V240H87ZM94 239H95V238H94ZM169 239L171 240V239H172V236H171V238H169ZM185 239H186V238H184L183 240H185ZM86 240H84V241H86ZM91 240H92V239H91ZM115 240H116V239H115ZM124 240H125V239H124ZM153 240H154V239H153ZM156 240H157V238H156L154 241L156 242ZM163 240H162L161 242H163ZM175 240L177 241V238H176ZM175 240H173V241H175ZM178 240H179V239H178ZM193 240H194V239H193ZM94 241H96V240H94ZM111 241H112V240H111ZM116 241H117V240H116ZM130 241H131V240H130ZM173 241L171 240V241H170V244H171V242H173ZM181 241H182V240H181ZM181 241H180V242H181ZM82 242H83V241H82ZM112 242H113V241H112ZM125 242H126V241H125ZM155 242H154V243H155ZM168 242H169V241H168ZM180 242H179V243H180ZM80 243H81V242H80ZM83 243H84V242H83ZM89 243H92V242L90 241ZM117 243H118V241H117ZM165 243H166V244H165V247H166L168 243H167V242H165ZM175 243H176V242H175ZM179 243H178V245H180ZM181 243H184V242H181ZM111 244H112V243H111ZM115 244H116V243L113 244L114 248L116 247ZM126 244H127V243H126ZM161 244H162V243H161ZM33 245H34V244H33ZM77 245H78V244H77ZM128 245H129V244H128ZM133 245H135V244H133ZM158 245H159V243H158ZM185 245H186V242H185ZM185 245H183V246H185ZM26 246H27V245H26ZM70 246H71V245H70ZM74 246H75V245H74ZM74 246H73V248H74V250H75V247H74ZM81 246H82V244L80 245V247H81ZM117 246H118V245H117ZM119 246H120V245H119ZM129 246H130V245H129ZM135 246H136V245H135ZM150 246H151V245H150ZM153 246H154V244H153ZM163 246H164V245H163ZM172 246H173V245H172ZM180 246H181V245H180ZM180 246H179V248H181ZM183 246H182V247H183ZM28 247L31 248L30 245H29ZM33 247H34V246H33ZM71 247H72V246H71ZM76 247H77V246H76ZM108 247H110V246H108ZM155 247H156V246H155ZM198 247H199V246H198ZM200 247H202V246H200ZM175 248H176V246H175ZM179 248H178L177 250H179ZM24 249H25V248H24ZM27 249H28V248H27ZM27 249H25V250H27ZM71 249H72V248H71ZM71 249H70V250H71ZM79 249H80V248H79ZM79 249H77V250H79ZM168 249H169V247L167 248V250H168ZM25 250H24V252H25ZM30 250H33V251H34V248H33V249H30ZM64 250H65V249H64ZM77 250H76V251H77ZM120 250H121V248H120ZM148 250H149V249H148ZM148 250H147V252H148ZM150 250H152V249H150ZM163 250H165V249H163ZM167 250H166V251H167ZM68 251H69V250H68ZM79 251H80V250H79ZM94 251H95V250H94ZM96 251H97V250H96ZM114 251H115V250H114ZM118 251H119V250H118ZM121 251H122V250H121ZM166 251H165V252H166ZM171 251H172V250H170V252H169L170 254L172 253ZM182 251H184V249H183ZM10 252H11V251H10ZM20 252H22V251H20ZM70 252H71V251H70ZM109 252H110V251H109ZM150 252H151V251H150ZM167 252H168V251H167ZM174 252H175V251H174ZM178 252H180V251H178ZM178 252H177V253H178ZM184 252H186V251H184ZM31 253L34 254L33 252H31ZM68 253H69V252H68ZM71 253H73V252H71ZM80 253H82V252L80 251V252H79V255H80ZM112 253H114V252H112ZM197 253H199V252H197ZM12 254H13V253H12ZM12 254H11V255H12ZM25 254H27V253H25ZM32 254H31V255H32ZM99 254H100V253H99ZM99 254H98V255H99ZM110 254H111V253H110ZM161 254H162V253H161ZM167 254H168V253H167ZM178 254H179V253H178ZM192 254H193V253H191V255H192ZM17 255H18V254H17ZM31 255H30V256H31ZM74 255L76 256L75 253H74ZM74 255H73V256H74ZM79 255H77V256H79ZM84 255H85V254H84ZM89 255H90V254H89ZM112 255H113V254H112ZM164 255H165V254H164ZM176 255H177V254H176ZM194 255H195V254H194ZM196 255H197V254H196ZM21 256H23L22 253H21ZM21 256H19L20 259H21ZM75 256H74V258H75ZM90 256H91V255H90ZM152 256H153V255H152ZM162 256H163V254H162ZM162 256H161V258L163 259ZM166 256H167V255L164 256V260H165V257H166ZM168 256H169V255H168ZM171 256H172V254H171ZM173 256H174V253H173ZM188 256H189V254H188ZM31 257H34V256H31ZM79 257L81 258L82 256H79ZM87 257H88V256H87ZM92 257H94V256H91V258H92ZM157 257H158V256H157ZM185 257H186V256H185ZM185 257H184V258H185ZM26 258H27V257H26ZM91 258H90V259H91ZM100 258H101V257H100ZM107 258H108V257H107ZM107 258L105 257L104 259H107ZM117 258H118V257H117ZM117 258H116V259H117ZM167 258H168V257H167ZM167 258H166V259H167ZM2 259H4V258H2ZM13 259H14V258H13ZM15 259H16V257H15ZM15 259H14V260H15ZM20 259H19V260H20ZM23 259H24V258H23ZM31 259H32V258H31ZM75 259L77 260V258H75ZM78 259H79V258H78ZM101 259H102V258H101ZM104 259H103V260H104ZM109 259H110V258H109ZM109 259H107V260H109ZM122 259H124V258H122ZM122 259H121V260H122ZM159 259H160V258H159ZM70 260H71V258H70ZM91 260H93V259H91ZM160 260H161V259H160ZM164 260H163V261H164ZM15 261L17 262V260H15ZM83 261H85V260H83ZM99 261H100V260H99ZM116 261H117V260H116ZM118 261H119V260H118ZM118 261H117V262H118ZM20 262H21V261H20ZM31 262H35V261H32V260H31ZM71 262H72V261H71ZM77 262H79V261H77ZM80 262H81V261H80ZM85 262H86V261H85ZM92 262H93V261H92ZM103 262H104V261H103ZM156 262H158V261H156ZM159 262H160V261H159ZM185 262H186V261H185ZM0 263H3V262H0ZM12 263H13V262H12ZM75 263H76V261H75ZM86 263H87V262H86ZM95 263H96V261H95ZM109 263H111V262H109ZM125 263H126V262H125ZM140 263H142V261H141ZM146 263H148V262H146ZM161 263H164V262L161 261ZM14 264H15V263H14ZM82 264H85V263L83 262ZM96 264H98V262H97ZM100 264H101V263H100ZM107 264H108V263H107ZM112 264H114V263H112ZM117 264H118V263H117ZM119 264H120V263H119ZM159 264H160V263H159Z\"/></svg>", "mask_w": 264, "mask_h": 264}]
</instances>
